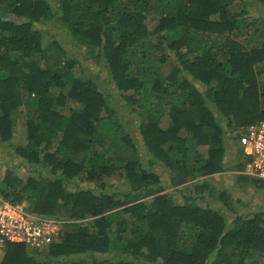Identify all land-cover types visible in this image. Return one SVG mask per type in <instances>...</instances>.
<instances>
[{"label":"trees","instance_id":"16d2710c","mask_svg":"<svg viewBox=\"0 0 264 264\" xmlns=\"http://www.w3.org/2000/svg\"><path fill=\"white\" fill-rule=\"evenodd\" d=\"M261 8L264 0H0V142L23 114L26 143L15 153L28 164L23 176L3 168L0 193L70 221L47 248L6 243L0 264H264L263 213L228 223L197 202L210 176L232 169L264 188L240 173L241 149L226 161L227 143L264 121ZM47 20L66 38L52 52L36 26ZM74 50L85 57H65ZM88 58L97 70L86 72ZM116 176L128 191L106 190Z\"/></svg>","mask_w":264,"mask_h":264},{"label":"rangeland","instance_id":"374dc122","mask_svg":"<svg viewBox=\"0 0 264 264\" xmlns=\"http://www.w3.org/2000/svg\"><path fill=\"white\" fill-rule=\"evenodd\" d=\"M258 14H264V8L260 10L257 9ZM256 13V12H255ZM252 14V13H250ZM156 16H151L147 19V24L150 29H152L157 23ZM37 28L41 30L43 33V47L44 50L47 49L52 52V42L56 40L57 42H62L66 40L65 34L61 31L55 24L53 20H47L46 22H42L36 25ZM66 49L68 45L64 42L62 43ZM69 50V49H68ZM48 51V52H49ZM86 53V50H85ZM73 54H76L77 57L81 59V55L84 56V51H68L66 54V58L71 57ZM87 54V53H86ZM85 57V56H84ZM87 64L86 72L93 71L95 68V64L92 58H88L85 60ZM165 70V68H163ZM81 78H85L83 74L80 75ZM261 80L264 81L263 75L260 77ZM22 96H25L24 90L21 89ZM56 91V90H55ZM120 102H123V99L118 98ZM72 103V102H71ZM68 103V105H71ZM74 105V104H72ZM21 107L18 109L20 111ZM166 116L162 119V125H166ZM130 119L133 122L131 125V133L136 137L139 135V131H137V120L134 115H130ZM14 131L13 136L10 140L5 142H0V175L3 172V168L5 166H11L15 168L16 173L20 176L26 175L28 164L25 163V160L20 158L15 153V148L18 146H22L26 143L25 137V126H24V116L19 112L14 116ZM137 142V140H136ZM136 144H139L137 142ZM240 137L236 139L235 144L232 142L227 143L226 153V161L227 165L232 166L234 164L238 153L240 152ZM201 151L204 152L205 148H201ZM239 160V158L237 159ZM236 160V161H237ZM159 170V169H158ZM239 172L236 170H228L220 175L214 174L209 177V180L212 181L213 185H211L210 191L205 193V199L199 197L197 202L201 205H209L212 208L218 209L222 212V214L226 217L227 222H231V220L238 215L247 216L249 214L260 212L263 213L264 217V188L256 187L253 184L245 183L238 179ZM109 183L106 188L108 192H126L130 189V185L127 181L124 180L121 176L113 177L112 179H108ZM82 185H88L87 183H82ZM73 186V183H70L68 187ZM169 190H173L170 188ZM187 193V191H185ZM178 195V192H175ZM195 195V194H193ZM218 197H224V201L219 199ZM23 205H28L26 202L22 203ZM3 250L0 251V258L3 255ZM39 257V256H37ZM63 261V260H61Z\"/></svg>","mask_w":264,"mask_h":264},{"label":"built area","instance_id":"2783aa9c","mask_svg":"<svg viewBox=\"0 0 264 264\" xmlns=\"http://www.w3.org/2000/svg\"><path fill=\"white\" fill-rule=\"evenodd\" d=\"M245 163L240 173L264 180V121L249 126L240 137ZM70 221L40 214L16 204L0 193V251L6 243L47 248L60 240Z\"/></svg>","mask_w":264,"mask_h":264}]
</instances>
